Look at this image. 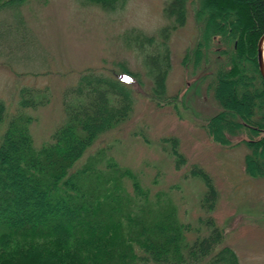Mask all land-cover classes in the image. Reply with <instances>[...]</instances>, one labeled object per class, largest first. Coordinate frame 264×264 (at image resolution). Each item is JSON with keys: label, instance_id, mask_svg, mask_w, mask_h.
<instances>
[{"label": "trees", "instance_id": "obj_1", "mask_svg": "<svg viewBox=\"0 0 264 264\" xmlns=\"http://www.w3.org/2000/svg\"><path fill=\"white\" fill-rule=\"evenodd\" d=\"M24 1L0 0V9ZM119 1L83 0L105 11L117 9ZM189 10L199 41L185 59L197 68L213 45L226 61L218 63L210 85L221 107L209 120L212 136L224 142L225 129L256 137L246 143L245 165L250 176L264 177V82L256 63L264 0H168L163 14L169 23L160 29L161 41L134 39L157 99H167L171 67L169 51L160 47L170 32L186 24ZM124 74L136 80L134 74ZM40 90L22 87L19 111L12 114L0 100V264H239L211 219L205 222L208 233L189 241V227L176 219L175 208L158 196L152 201L137 181L133 195L123 188L120 179L132 176L129 170L109 162L106 170L97 167L103 151L78 165L102 133L129 117V85L115 76H81L64 102V122L36 147L29 130L32 118L21 109L45 104L47 92ZM228 106L230 117L224 110ZM170 143L177 164L184 163L177 140ZM193 170L206 186L201 205L211 210L217 197L213 183L200 168Z\"/></svg>", "mask_w": 264, "mask_h": 264}, {"label": "rangeland", "instance_id": "obj_2", "mask_svg": "<svg viewBox=\"0 0 264 264\" xmlns=\"http://www.w3.org/2000/svg\"><path fill=\"white\" fill-rule=\"evenodd\" d=\"M167 2L120 0L117 9L105 11L83 0H26L0 9V100L12 114L19 111L22 87L47 92L45 104L21 109L32 118L29 130L39 147L64 122V102L81 76L122 79L133 103L129 117L102 133L78 165L103 151L97 167L106 170L109 162L129 170L132 176L120 179L123 188L133 195L137 181L152 201L158 196L175 208L176 219L189 227L186 239L207 234L205 222L211 219L239 264H264V177L250 176L245 165L250 152L246 143L256 137L246 130L231 134L222 129L227 142L213 138L209 120L221 107L210 85L218 63L226 61L213 45L197 68L185 59L199 41L190 10L186 24L170 32L160 47L170 54L167 99L152 94L153 83L134 39L161 41L160 29L169 23L163 14ZM126 71L136 80L123 75ZM224 110L232 115L229 106ZM171 139L177 140L185 159L180 165ZM197 168L209 175L217 192L211 210L201 205L206 186L193 170Z\"/></svg>", "mask_w": 264, "mask_h": 264}, {"label": "water", "instance_id": "obj_3", "mask_svg": "<svg viewBox=\"0 0 264 264\" xmlns=\"http://www.w3.org/2000/svg\"><path fill=\"white\" fill-rule=\"evenodd\" d=\"M263 50H264V34L258 40L257 54H256L258 71L264 82V53H263Z\"/></svg>", "mask_w": 264, "mask_h": 264}, {"label": "bare ground", "instance_id": "obj_4", "mask_svg": "<svg viewBox=\"0 0 264 264\" xmlns=\"http://www.w3.org/2000/svg\"><path fill=\"white\" fill-rule=\"evenodd\" d=\"M263 53H264V50H263Z\"/></svg>", "mask_w": 264, "mask_h": 264}]
</instances>
